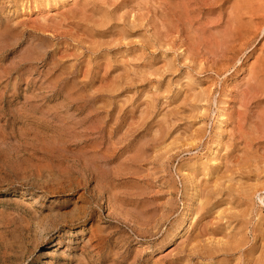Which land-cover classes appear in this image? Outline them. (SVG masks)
<instances>
[{"label": "rangeland", "instance_id": "1", "mask_svg": "<svg viewBox=\"0 0 264 264\" xmlns=\"http://www.w3.org/2000/svg\"><path fill=\"white\" fill-rule=\"evenodd\" d=\"M74 1L0 0V264H264V0Z\"/></svg>", "mask_w": 264, "mask_h": 264}, {"label": "bare ground", "instance_id": "2", "mask_svg": "<svg viewBox=\"0 0 264 264\" xmlns=\"http://www.w3.org/2000/svg\"><path fill=\"white\" fill-rule=\"evenodd\" d=\"M22 1H23V0H22ZM60 1H61V2H64L65 0H60ZM73 1H74V0H73ZM243 1H244V0H243ZM246 1H247V0H246ZM26 2H28V1H26ZM43 2H44V1H43ZM69 2H70V1H69ZM74 2H75V1H74ZM248 2H250V1H247V2L244 1L243 6H244V4H245V7H246V5H247V7H248V4H246V3H248ZM19 3H20V2H19ZM33 3H34V2H33ZM237 3H238V0H237ZM251 3H252V1H251ZM7 4H8V3H7ZM26 4H28V3H26ZM241 4H242V0H241ZM241 4H240V5H241ZM258 4H259V3H258ZM263 4H264V3H263ZM29 5H30V4H29ZM37 5H38V4H37ZM64 5H65V4H64ZM77 5H78V4H77ZM79 5H81V4H79ZM238 5H239V4H238ZM240 5H239V6H240ZM50 6H51V5H50ZM57 6H58V5H57ZM67 6H68V5H67ZM67 6H66V7H67ZM235 6H236V5H235ZM54 7H55V6H54ZM71 7H72V6H71ZM77 7H78V6H77ZM249 7H250V4H249ZM252 7H253V6H252ZM7 8H8V6H7ZM234 8L236 9V7H234ZM242 8H243V7H242ZM258 8H259V6H258ZM258 8L256 7V9H258ZM18 9H19V7H18ZM63 9H65V8H63ZM74 9H75V8H74ZM237 9H238V8H237ZM237 9H236V11H237ZM245 9H246V8H245ZM16 10H17V9H16ZM21 10H23V9H21ZM61 10H62V9H61ZM97 10H98V9H97ZM243 10H244V9H243ZM243 10H241V11H243ZM247 10H250V9H246V10H244V11H247ZM258 10H259V9H258ZM92 11H93V10H92ZM252 11H253V10H252ZM261 11H262V10H261ZM263 11H264V10H263ZM263 11H262V12H263ZM36 12H37V11H36ZM36 12H35V13H36ZM38 12H39V11H38ZM60 12H61V11H60ZM257 12H258V11H257ZM262 12H261V13H262ZM2 13H3V12H2ZM6 13H7V12H6ZM20 13H21V12H20ZM57 13H58V12H57ZM238 13H240V12H238ZM244 13H246V12H244ZM247 13H248V12H247ZM37 14H38V13H37ZM236 14H237V13H236ZM236 14H235V15H236ZM248 14H249V13H248ZM250 14H251V11H250ZM255 14H259V12H258V13H255ZM8 15H9V14H8ZM14 15H15V14H14ZM23 15H24V14H23ZM27 15H28V14H27ZM243 16H246V14L243 15ZM249 16H250V15H249ZM251 16H253V15H251ZM3 17H4V16H3ZM3 17H2V18H3ZM20 17H21V16H20ZM246 17H247V16H246ZM17 18H18V17H17ZM26 18H27V17H26ZM240 18H241V16H240ZM248 18H249V17H248ZM252 18H253V17H252ZM252 18H251V19H252ZM260 18H261V17H260ZM15 19H16V18H15ZM18 19H19V18H18ZM242 19H243V18H242ZM251 19H249V20H251ZM253 19H254V18H253ZM253 19H252V20H253ZM256 19H258V17H257ZM106 20H107V19H106ZM239 20H241V19H239ZM233 21H234V20H233ZM237 21H238V20H237ZM246 21H247V20H245V23H246ZM18 22H19V21H18ZM27 22H28V21H27ZM240 22H241V21H240ZM251 22H252V21H251ZM251 22H250V23H251ZM231 23H232V22H231ZM263 23H264V22H263ZM18 24H19V23H18ZM233 25H234V24H233ZM241 25H242V23H241ZM11 26H12V25H11ZM236 26H237V25H236ZM42 27H43V26H42ZM229 27H230V26H229ZM43 28H46V27L44 26ZM49 29H50V28H49ZM229 29L231 30L232 28H229ZM245 29H246V27H245ZM46 30H47V29H45V32H46ZM47 31H48V30H47ZM231 31H232V30H231ZM231 31H230V32H231ZM234 31H236V30H233L232 32H234ZM241 31H242V30H241ZM226 32L228 33L227 30H226ZM226 32H225V33H226ZM232 32H231V33H232ZM243 32H244V31H243ZM223 33H224V32H223ZM227 33H226V34H227ZM234 33H236V32H234ZM234 33H233V34H234ZM237 33H238V31H237ZM239 33H240V32H239ZM239 33H238V36H239ZM226 34H225V38H227V35H226ZM229 34H230V33H229ZM242 36H243V33H242ZM231 37H232V35H231ZM234 37H236L235 34H234ZM21 38H22V37H21ZM237 38H238V37H237ZM240 38H241V36H240ZM13 39H15V37H14ZM222 39H223V36H222ZM228 39H231V38H229V36H228ZM231 40H232V39H231ZM239 40H240V39H239ZM14 41H15V40H14ZM18 41H19V40H18ZM15 42H17V39H16ZM44 42H45V41H44ZM13 43H14V42H13ZM41 43H43V41L40 42V44H41ZM40 44L37 45V46H39L38 48L41 47ZM43 44L46 45L45 43H43ZM41 45H42V44H41ZM46 46H47V45H46ZM10 47H11V46H10ZM47 47H48V46H47ZM34 48H35V47H34ZM38 48H37V49H38ZM43 48H44V47H43ZM43 48L41 47V49H43ZM45 49L47 50V48H45ZM29 50H32V49L30 48ZM43 50H44V49H43ZM30 52H31V51H30ZM32 52H33V51H32ZM34 52H35V50H34ZM34 52H33V54H35ZM26 53H27V52H26ZM39 53H40V52H39ZM28 54H29V53H28ZM28 54H27V55L25 54L24 56L26 57V56H28ZM30 54H31V53H30ZM33 54H32V57H35V55H33ZM36 54H37V53H36ZM40 54H41V53H40ZM40 54H39V55H40ZM42 54L44 55L43 52H42ZM53 54H54V53H53ZM259 54H260V52H259ZM37 55H38V54H37ZM37 55H36V56H37ZM47 56H48V55H47ZM21 57L23 58V61L26 59V58L24 59V57H23L22 55H21ZM28 57H30V56H28ZM28 57H27V59H28ZM262 57H263V56H262ZM30 58H31V57H30ZM30 58H29V59H30ZM36 58H37V57H36ZM38 58H39V57H38ZM256 58H258V57H256ZM27 59H26V60H27ZM19 60H20V59H19ZM253 60H255V59H253ZM57 61H58V60H57ZM255 61H256V60H255ZM26 62H28V61H25V63H26ZM29 62H30V64L32 65L31 61H29ZM29 62H28V64H29ZM32 62H33V61H32ZM35 62L37 63L38 61H35ZM39 62H40V61H39ZM257 62H258V61H257ZM57 63H58V62H57ZM60 63H61V62H60ZM261 63H262V62H261ZM22 64H23V62H22ZM33 64H34V63H33ZM58 65H59V63H58ZM26 66H27V65H26ZM53 66H54V65H53ZM254 66H255V65H253V67H254ZM259 66H260V65H259ZM24 67H25V66H24ZM251 67H252V66H251ZM21 68H22V67H21ZM252 69H253V68H252ZM258 69L261 71L260 68H258ZM262 69H263V68H262ZM47 70H48V68H47ZM254 70H255V69H254ZM251 71H252V70H251ZM256 71H257V69H256ZM261 72H262V71H261ZM0 73H1V72H0ZM254 73H255V72H254ZM254 73H253V75H254ZM256 73H257V72H256ZM256 73H255V74H256ZM263 73H264V72H263ZM263 73H262L261 76H264ZM258 74H259V71H258ZM258 74H256V75H258ZM260 74H261V73H260ZM256 75H255V76H256ZM0 76H1V75H0ZM8 77H9V76H8ZM257 78H260L259 75H258ZM255 79H256V78H255ZM258 80H259V79H258ZM258 80H257V81H258ZM263 81H264V80H263ZM263 81H262V82H263ZM258 82H259V81H258ZM262 82H260V83H262ZM257 84H258V83H257ZM261 85H262V84H261ZM73 86H74V84H73ZM262 87H264V83H263ZM257 88H259V86H258ZM260 88H261V86H260ZM260 88H259V89H260ZM261 89H263V88H261ZM261 89H260V90H261ZM262 94H263V93H262ZM227 115H228V114H227ZM261 115H262V113H261ZM226 117H227V116H226ZM257 117H258V115H257ZM261 117H262V116H261ZM222 118H223V117L221 116V119H222ZM262 118H264V117H262ZM230 120H231V119H230ZM263 121H264V120H263ZM227 122H228V121H227ZM258 122H259V121H258ZM256 124H257V123H256ZM258 124H259V123H258ZM258 124H257V125H258ZM224 126H225V124H224ZM261 126H262V125H261ZM257 128H258V127H257ZM223 129H224V128H223ZM223 129H222V130H223ZM228 130H229V129H228ZM262 130H263V129H262ZM229 131H230V130H229ZM242 131H243V130H242ZM256 131H257V130H256ZM240 133H241V131H240ZM241 134H242V133H241ZM228 136H229V134H228ZM228 136H227V137H228ZM243 139H244V138H243ZM250 142H251V141H250ZM225 143H226V141H225ZM227 143H229V142H227ZM227 143H226V145H227ZM245 144H246V143H245ZM220 145L223 146V144H220ZM229 146H231V145L229 144ZM243 147H244V146H243ZM247 147H248V146H247ZM218 148H219V147H218ZM224 148H225V147H224ZM256 148H257V147H256ZM213 149H214V148H213ZM223 150H224V149H223ZM226 150H227V149L225 148V151H226ZM263 150H264V149H263ZM243 151H244V150H243ZM212 152H213V151H212ZM243 153H245V151H244ZM255 153H257V152H255ZM219 154H220V153H219ZM245 154H246V153H245ZM257 154H259V153H257ZM220 155H221V154H220ZM220 155H219V156H220ZM243 155H244V154H243ZM254 156L256 157V155H254ZM244 157L246 158L247 155H246V156L244 155ZM250 157H251V156H250ZM255 157H252V159H254ZM258 157H259V156H258ZM242 158H243V157H242ZM248 158H249V156H248ZM246 159H247V158H246ZM258 159H259V158H258ZM260 160H261V159H260ZM244 161H245V160H244ZM249 161H250V160H249ZM251 161H252V160H251ZM213 163H214V162H213ZM219 163H220V162H219ZM257 163H258V162H257ZM261 163H264V162H261ZM250 164H251V163H250ZM254 164H255V163H254ZM219 166H220V165H219ZM247 169H248V168H247ZM240 174H241V173H240ZM228 181H229V180H228ZM230 181H231V180H230ZM259 181H260V180H259ZM259 181H258V183H259ZM239 182H240V181H239ZM253 183H254V182H253ZM262 183H263V182H262ZM238 184H239V183H238ZM260 185H261V184H260ZM259 187H260V186H259ZM261 189H262V187H261ZM193 190H194V189H193ZM251 191H252V190H251ZM244 192H245V191H244ZM246 193H247V192H246ZM197 199H198V197H197ZM33 203H35V202H33ZM228 203H229V202H228ZM240 203H241V202H240ZM231 207H232V206H231ZM241 207H242V206H241ZM235 208H236V207H235ZM120 215H121V214H120ZM122 219H123V218H122ZM125 219H126V218H125V216H124V219H123V220H125ZM128 221H129V220H128ZM57 228H58V227H57ZM214 235H217V234H214ZM229 236H230V235H229ZM198 237H199V236H198ZM219 240H220V239H219ZM229 240H230V239H229ZM214 242H215V241H214ZM226 242H227V241H226ZM261 242H262V241H261ZM215 244H216V243H215ZM9 248H10V247H9ZM201 249H202V248H201ZM262 250H263V249H262ZM262 250H261V251H262ZM263 251H264V250H263ZM213 252H214V251H213ZM214 253H215V252H214ZM260 255H261V254H260ZM212 256H213V255H212ZM261 256H262V255H261ZM263 257H264V256H263ZM263 257H262V258H263ZM209 259H211V258H209ZM260 259H261V258H260ZM211 260H212V259H211ZM262 260H264V259H262ZM260 263H261V262H260Z\"/></svg>", "mask_w": 264, "mask_h": 264}]
</instances>
